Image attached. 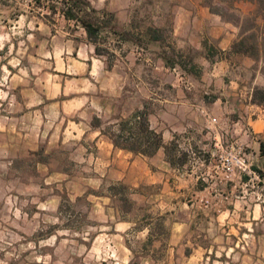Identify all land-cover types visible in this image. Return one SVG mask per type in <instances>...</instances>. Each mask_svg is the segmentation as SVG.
Returning a JSON list of instances; mask_svg holds the SVG:
<instances>
[{"label": "crops", "instance_id": "crops-1", "mask_svg": "<svg viewBox=\"0 0 264 264\" xmlns=\"http://www.w3.org/2000/svg\"><path fill=\"white\" fill-rule=\"evenodd\" d=\"M88 1L99 19L136 30L137 0ZM63 6L61 0H0L8 54L0 65V156L79 155L83 191L112 199L119 192L111 187L120 185L144 205L121 221L144 231L152 248L170 251L166 264H182L180 251H189L187 260L202 251L192 264H264V105L252 102L255 83L243 79L236 54L227 53L234 29L202 1L179 6L173 34L203 50L201 81L186 92L177 86L174 97L141 101L123 96L120 52L113 51L112 61L98 53ZM109 22L99 33L111 32ZM117 32L112 29L114 37ZM131 63L125 68L136 76ZM139 85L132 90H147ZM138 111L161 136L150 155L114 142L121 121L136 128ZM234 141L244 145L249 167L223 176L213 153ZM220 250L224 256L216 259Z\"/></svg>", "mask_w": 264, "mask_h": 264}, {"label": "rangeland", "instance_id": "rangeland-1", "mask_svg": "<svg viewBox=\"0 0 264 264\" xmlns=\"http://www.w3.org/2000/svg\"><path fill=\"white\" fill-rule=\"evenodd\" d=\"M137 1L136 25L133 27L136 30L129 32L128 26L113 28L109 25L111 32L99 33L96 38L100 52L110 61L113 51L120 52L122 71L125 69L126 76L123 96L136 95L141 101L146 97L171 98L175 96L177 86L186 92L184 85L201 81L202 68L206 64L203 50L187 42H178L172 29L173 16L179 6L194 5L198 1L204 3L205 0ZM212 1L214 7L224 8L223 1ZM234 6L235 9L225 10V18L231 19L230 22L221 18L229 24L228 28L234 29V39L239 33L235 25L237 19L247 27L252 17L259 14L258 22L264 28V5L258 0L237 1ZM149 27L153 30L151 35L158 38L144 36ZM2 29L4 27L0 25V65L2 55L8 56L3 53ZM112 29L118 31L117 37ZM130 48L134 52L131 58ZM215 54V51L210 53L212 57ZM232 59L244 73L245 81L264 88L263 57L256 61L250 56L236 54ZM129 61H134L131 67L136 69V76L125 68ZM139 82L145 83L147 90L133 91L132 84L136 83L140 88ZM124 123L121 121L120 131L124 130H121ZM234 144L242 146L249 163L244 145L235 141ZM83 168L79 155L39 151L0 156V264H166V259H171L170 251L152 248L147 243L144 231L122 222L141 214L144 205L138 206L128 190L123 191L120 185L112 186L119 192L112 199H99L93 190L83 191L81 183L86 181L81 180L85 173ZM33 210L35 214L31 213ZM23 211L28 215L24 216ZM144 223L140 221L137 226ZM201 252L197 251L187 260L189 251H180V261L182 264L200 262ZM223 252L216 251L215 258L224 256Z\"/></svg>", "mask_w": 264, "mask_h": 264}, {"label": "trees", "instance_id": "trees-1", "mask_svg": "<svg viewBox=\"0 0 264 264\" xmlns=\"http://www.w3.org/2000/svg\"><path fill=\"white\" fill-rule=\"evenodd\" d=\"M223 1L224 8L214 7L212 0H205L204 5L213 13L218 14L221 18L230 22L231 19L225 18V10L235 9L234 3L237 1L247 0H220ZM249 1V0H248ZM252 2V0H250ZM64 4L63 13L65 16L75 18L87 31L88 36L96 42L99 31L108 26L110 20H101L97 17V10L91 7L88 0H61ZM260 5H264V0H258ZM219 4V3H218ZM259 14L254 15L251 23L243 25V21L237 19L235 24L239 28V33L236 39L230 45L229 53L250 56L254 60L264 59V28L260 27L258 22ZM247 20V18H246ZM110 24V22H109ZM115 28L112 24H110ZM151 38H158L156 35H151L153 30L149 29ZM213 50V49H212ZM96 51L100 53V49L96 46ZM264 62V61H263ZM252 102L264 105V88L254 86L252 90ZM139 119L136 128L128 126V123L122 125L124 131L116 134L114 142L118 145L124 146L133 150H141L144 154H153L155 150L161 145V136L155 130L150 129L144 111H138L136 114ZM127 132V134H125ZM123 141V143H121ZM263 147V144H261ZM113 189V188H112Z\"/></svg>", "mask_w": 264, "mask_h": 264}, {"label": "built area", "instance_id": "built-area-1", "mask_svg": "<svg viewBox=\"0 0 264 264\" xmlns=\"http://www.w3.org/2000/svg\"><path fill=\"white\" fill-rule=\"evenodd\" d=\"M184 86L186 90L192 88L190 83ZM213 159L214 168L220 171L223 176H230L237 169L246 171L249 167L242 146L234 143L219 146L213 153Z\"/></svg>", "mask_w": 264, "mask_h": 264}]
</instances>
